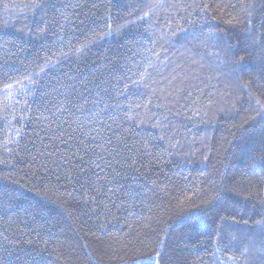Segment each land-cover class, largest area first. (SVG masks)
<instances>
[{
	"label": "trees",
	"instance_id": "16d2710c",
	"mask_svg": "<svg viewBox=\"0 0 264 264\" xmlns=\"http://www.w3.org/2000/svg\"><path fill=\"white\" fill-rule=\"evenodd\" d=\"M257 99L264 0H0V264H264Z\"/></svg>",
	"mask_w": 264,
	"mask_h": 264
},
{
	"label": "snow or ice",
	"instance_id": "6c2138e0",
	"mask_svg": "<svg viewBox=\"0 0 264 264\" xmlns=\"http://www.w3.org/2000/svg\"><path fill=\"white\" fill-rule=\"evenodd\" d=\"M204 7L207 8L208 6L205 5ZM144 15L147 16L148 13L145 12ZM229 23H232V21H229ZM78 51H79V49H78ZM5 87H6V88H10L11 85H5ZM257 105L260 106V107H262V108H264V105H260V101H259L258 99H257ZM261 151H262V153H264V149H262ZM260 159H261V162L264 163V154L261 155ZM97 166H98V165H97ZM257 223L259 224V223H261V221H257ZM161 247H162V244H161ZM245 251H246V250H245ZM157 255H159V252L157 253ZM151 259H152V258L150 257L149 260L151 261Z\"/></svg>",
	"mask_w": 264,
	"mask_h": 264
}]
</instances>
